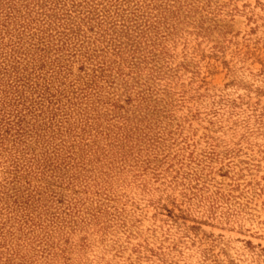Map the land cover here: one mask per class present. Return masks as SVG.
I'll use <instances>...</instances> for the list:
<instances>
[{"label":"rangeland","instance_id":"obj_1","mask_svg":"<svg viewBox=\"0 0 264 264\" xmlns=\"http://www.w3.org/2000/svg\"><path fill=\"white\" fill-rule=\"evenodd\" d=\"M0 264H264V0H0Z\"/></svg>","mask_w":264,"mask_h":264}]
</instances>
